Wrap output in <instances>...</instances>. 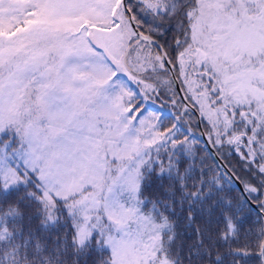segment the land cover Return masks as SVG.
I'll list each match as a JSON object with an SVG mask.
<instances>
[{
  "label": "snow or ice",
  "instance_id": "6c2138e0",
  "mask_svg": "<svg viewBox=\"0 0 264 264\" xmlns=\"http://www.w3.org/2000/svg\"><path fill=\"white\" fill-rule=\"evenodd\" d=\"M0 264H264V0H0Z\"/></svg>",
  "mask_w": 264,
  "mask_h": 264
},
{
  "label": "trees",
  "instance_id": "16d2710c",
  "mask_svg": "<svg viewBox=\"0 0 264 264\" xmlns=\"http://www.w3.org/2000/svg\"><path fill=\"white\" fill-rule=\"evenodd\" d=\"M236 194L238 195L239 193L237 192Z\"/></svg>",
  "mask_w": 264,
  "mask_h": 264
}]
</instances>
